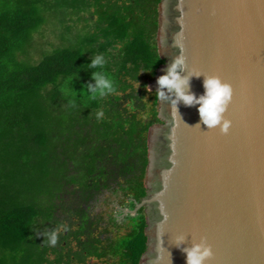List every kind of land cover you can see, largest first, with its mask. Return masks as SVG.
<instances>
[{"label":"trees","instance_id":"16d2710c","mask_svg":"<svg viewBox=\"0 0 264 264\" xmlns=\"http://www.w3.org/2000/svg\"><path fill=\"white\" fill-rule=\"evenodd\" d=\"M161 1L0 0V264H140Z\"/></svg>","mask_w":264,"mask_h":264},{"label":"water","instance_id":"95a60500","mask_svg":"<svg viewBox=\"0 0 264 264\" xmlns=\"http://www.w3.org/2000/svg\"><path fill=\"white\" fill-rule=\"evenodd\" d=\"M158 46L166 63L152 86L183 48L187 94L203 96L208 76L232 85V126L227 135L207 129L198 104L174 105L175 92L163 89L147 196L127 210L146 208L140 264H186L184 249L196 244L213 250L205 264H264V0H162Z\"/></svg>","mask_w":264,"mask_h":264},{"label":"clouds","instance_id":"9594fccd","mask_svg":"<svg viewBox=\"0 0 264 264\" xmlns=\"http://www.w3.org/2000/svg\"><path fill=\"white\" fill-rule=\"evenodd\" d=\"M105 60L102 56H96L90 67L103 68ZM186 65V56L183 48L180 50V55L177 56L174 62L170 65L167 73L158 79L160 89L157 95L160 99L166 100L167 97L163 89L169 92H175L177 99L173 104L183 101L185 105L196 103L199 105L198 112L200 120L209 130L219 129L222 134L227 135L231 129L232 121L227 117L229 105L233 99V87L231 84L223 81L219 76H208L204 80L205 94L199 99L185 92V85L188 83L187 77H181L178 69L183 70ZM199 75V73H197ZM97 84L92 87V97L104 96L113 93L115 87L112 79L104 72L98 71L92 73ZM174 111H176L174 109ZM165 215V221H167ZM52 243H55L53 239ZM186 252V264H205V262L213 256L211 246L205 244H196L190 249H184Z\"/></svg>","mask_w":264,"mask_h":264},{"label":"rangeland","instance_id":"374dc122","mask_svg":"<svg viewBox=\"0 0 264 264\" xmlns=\"http://www.w3.org/2000/svg\"><path fill=\"white\" fill-rule=\"evenodd\" d=\"M51 27V28H50ZM49 27V32H48V34H46L45 36H44V38H39V39H37V41H36V51L39 53V51L40 50H43V49H48L47 48V46L46 47H44V42L45 41H49V40H52V41H57L58 42V40L60 41V43H62L63 42V40L61 39V36L59 35V36H57L56 34H57V31H59V30H57V28L55 27V29H54V27L53 26H50ZM57 38H59V39H57ZM42 43V46H40V44ZM36 52V53H37ZM37 53V54H38ZM151 86H152V83H151ZM152 87H154V86H152ZM155 88V87H154ZM75 219H76V217H74ZM72 221L70 220V219H68L67 221H66V223H71ZM91 264H105L104 262H96V261H91Z\"/></svg>","mask_w":264,"mask_h":264},{"label":"flooded vegetation","instance_id":"af4514ba","mask_svg":"<svg viewBox=\"0 0 264 264\" xmlns=\"http://www.w3.org/2000/svg\"><path fill=\"white\" fill-rule=\"evenodd\" d=\"M156 89V88H155ZM138 203H140V202H138ZM136 208V207H135ZM134 208V209H135ZM134 209H125L124 211H125V213L127 214L128 212H127V210H134ZM145 212H146V208H145ZM79 222V221H78ZM78 226H80V223L78 224ZM91 261H96V262H101L99 259H97V258H95V259H91V260H89L88 261V264H91Z\"/></svg>","mask_w":264,"mask_h":264}]
</instances>
